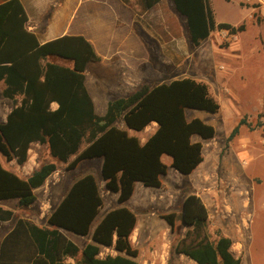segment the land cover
I'll return each instance as SVG.
<instances>
[{
  "label": "trees",
  "instance_id": "1",
  "mask_svg": "<svg viewBox=\"0 0 264 264\" xmlns=\"http://www.w3.org/2000/svg\"><path fill=\"white\" fill-rule=\"evenodd\" d=\"M126 1V0H125ZM145 10L162 0H142ZM176 11L187 20L191 41L200 46L216 29L238 35L246 25L217 24L210 0H173ZM28 15L20 0L0 4V83L3 96L12 100L13 110L0 123V154L6 162L24 165L34 144H39L55 162H44L27 177L7 168L0 158V201L17 200L19 208L37 201L35 191L59 168L58 163L75 170L79 164L102 160L101 178L104 190L118 194L120 207L108 212L93 231L92 241L83 249L76 264H138L139 251L131 243L137 216L122 206L141 183L160 189L169 166L180 174L191 175L204 161V141L215 138V128L199 118L188 119V110L216 114L220 104L212 97L209 86L192 78L176 79L154 87L142 85L125 96L109 101L106 113L96 112L87 88L86 71L102 58L84 36H63L41 43L27 28ZM59 60L70 61L72 66ZM58 104L54 109L52 105ZM259 115L255 127L246 118L233 129L232 141L242 126L256 129L264 126ZM124 124V128L120 124ZM156 123L157 128L143 143L129 133L142 132ZM200 138V140H195ZM86 145L84 149L82 146ZM42 157V154H39ZM74 159L71 161V158ZM104 200L102 189L93 174L79 176L64 198L47 218L51 227L39 226L19 218L5 237L9 242L29 244L26 261L12 259L2 250L0 264H66L64 257L75 256L80 249L63 233L87 236L100 215ZM12 211L0 208V220L12 219ZM163 218L173 228L175 213ZM179 219L187 231L172 252L184 255L197 264H241L232 252L233 240L210 232L209 210L201 197L190 193L184 200ZM102 247L114 248L118 255L101 259ZM24 252V251H23ZM25 254V253H24Z\"/></svg>",
  "mask_w": 264,
  "mask_h": 264
},
{
  "label": "rangeland",
  "instance_id": "2",
  "mask_svg": "<svg viewBox=\"0 0 264 264\" xmlns=\"http://www.w3.org/2000/svg\"><path fill=\"white\" fill-rule=\"evenodd\" d=\"M210 2L216 23L234 26L244 23L246 31L232 36L216 29L208 40L198 47L194 46L186 18L176 11L170 0L169 4L165 3L161 8L162 23L155 25L161 33L163 46L151 49L146 55V61L136 69L127 68L123 64L117 67L111 62L92 66L88 70V83L95 85L100 76L106 85V92L115 93L111 99L125 96L142 85L154 87L183 78H192L209 86L212 97L220 104L219 112H187L188 119L199 118L216 130L214 139L203 142V163L189 176L180 175L169 168L167 176L162 177V189L168 191L172 210L177 215L173 245L187 231L179 219L183 201L188 194L195 193L213 215L209 225L213 239L217 238L218 233L230 237L233 240L232 251L241 259V264H264V126L256 129L242 126L239 134L232 141L228 140L242 119L246 118L255 127L259 115L264 114V0ZM59 61L72 66L70 61ZM2 90L3 85L0 86V123L4 121L12 104L4 98ZM93 90L98 91V87ZM97 112L103 114L100 109ZM260 119L264 121V117ZM120 126L124 127V124ZM153 127L139 133V136L148 138L154 132ZM84 148L85 143L82 146ZM30 153L31 158L35 153L42 154L38 167L44 162L57 163L39 146H33ZM0 158L6 167L20 174L31 171V168H22L16 163L11 166L1 154ZM168 161L169 158L164 157V162ZM101 162L100 159L85 161L75 170H68L67 165L58 163L59 169L54 173L52 181L61 178L62 186L68 178L87 174H93L100 180ZM101 189L105 191L104 187ZM144 191L150 193V197L155 192L159 193L155 188H146ZM53 196L52 191L49 195L43 189L38 190L36 204L28 210H18V216L26 215L40 225L45 224L50 211L48 205L53 201ZM113 197H106L105 209L117 205ZM148 199L137 200L135 197V201L126 202L124 206L134 211L138 218L146 216L147 212L145 215L141 213L146 209V203L151 204L147 205L149 210L152 208L154 212H160L161 209L149 203ZM13 202L0 201L5 205H12ZM223 202L228 206L226 216L218 212ZM155 217L159 219V214ZM147 247V252H153L161 246L152 244ZM188 263L185 259L180 264Z\"/></svg>",
  "mask_w": 264,
  "mask_h": 264
},
{
  "label": "crops",
  "instance_id": "3",
  "mask_svg": "<svg viewBox=\"0 0 264 264\" xmlns=\"http://www.w3.org/2000/svg\"><path fill=\"white\" fill-rule=\"evenodd\" d=\"M5 1L7 0H0V4L4 3ZM20 1L28 15V22H27L28 30L36 34L41 43H46L63 36L81 35L84 36L88 41H90L93 44L96 52L102 58V61L99 63H92L88 66V69L86 71V75H87L86 85L88 90L90 89L89 92L94 100L96 112L98 111V109H100V111H102L101 113H103L99 115H104L106 113L108 103L110 100H112L110 97L115 93L106 92V85L103 79H100V76L97 79L98 83L91 86L88 83V70L92 66L105 64L108 62H111V64H116L117 67H121L120 65L123 64L127 68H131V69L139 68L140 64L141 63L143 64L146 61V55L151 51V49L156 47L161 48L163 46V42L161 40L162 37L161 33L159 32V28L157 31L155 25H160L162 23V19H163V16L161 15L162 6L165 3L168 4L170 3V0H162V2L155 8L151 10H145L143 7L142 0H126V1L125 0H20ZM171 1L174 4L173 0ZM59 62L62 63L61 61ZM101 84L104 85L105 87H102ZM1 85H3V89H4L5 88L4 82H1L0 86ZM96 87H98V91L93 90ZM10 101L12 104L8 108V112H7L8 114L14 108L13 101L12 100ZM52 107L56 109L58 108V104L54 103ZM7 115L3 122H6ZM151 126H154L152 128V132H153L157 128V124L154 123ZM149 127H147L142 132L129 131V133L133 136L138 137L144 143L147 140V138L140 137L139 133H143L147 131ZM33 146L41 147L39 144H34ZM29 154H30L29 160L22 166L18 165L16 161L7 162V163H9L11 166H13V163H16L19 167L22 168L29 167L31 168V171H23L24 173L21 172L20 174L19 172L13 170L12 168H9L8 166L7 168L11 169L12 171L18 173L23 177H27L35 169L38 168L39 165L38 163L40 158L38 153H35L34 157L32 158H31V153ZM33 158L34 161H32ZM166 164L169 166V168H171L170 158ZM53 175L47 179L43 187L35 191L36 195H37V191L40 189H43L44 192L46 193L48 192L49 195L51 194V191L52 193H54L53 201L52 202L50 201L48 205L50 207L48 216L51 214L54 208L60 203V201L64 198L66 192L73 184V182L77 178H79V177L74 179L68 178L66 179V182L61 186L63 179L60 178L59 180L52 181ZM98 182L101 188L105 186L102 178L98 180ZM163 186H164V182L162 181V187ZM162 187L160 189H157L159 190V193L155 192L150 197L149 195L150 193L144 191V189L146 190V188L148 187H145L141 183H138L135 187L133 196L128 201V202H131L133 200L135 201V197L137 198V200L144 199V201H146L147 198H149L148 199L150 200L149 203L156 204L155 207L161 209L160 212L156 213L152 208L149 210L147 205H151V204L146 203L145 206L146 209L141 211L143 215H145L147 212L146 216L142 218L137 217V225L131 236V243L133 247L139 251V255L137 258H135V261L138 262V264H180L182 262H185L186 259L190 262L188 264H197L195 261L189 259L184 255H178L172 253V247H173L172 245L174 242L173 229H175L176 225L174 228L170 226L163 218V216L169 213H174V211L172 210V204H171V200H169L168 191L163 190ZM138 189H140V191ZM110 195L114 196L112 200L113 199L117 200V205L113 207L109 206L107 209H105L106 197ZM102 196L104 200V205L89 235L79 236L70 232H66V231L63 232L67 237L68 241H70L80 249L77 255L75 256L68 255L64 257V262L66 264H76L77 262H80L82 260L83 249L88 244L93 243L92 241L93 231L97 227L100 220L108 212L114 210V207L118 208L121 206L118 202V194L111 193L108 191H103ZM13 201L14 202L12 203V205L11 204L5 205L0 203V208L2 210L12 211L14 213L12 219L7 221L0 220V254L2 250H4L5 255H7V257H9L10 259H12L13 256L15 257L17 256V251H19V249L16 248L17 247L16 244H20L18 246L21 247L25 246V248H21L22 252L17 256L16 261L20 259V261L23 262L26 261V258L29 255L28 254L29 244H31L30 245L31 251H33V242L29 243V241L26 242L13 241V242H9L8 245L5 248H3V242L5 240V237L14 229L17 220L19 218H23L39 226H46V227H51V226H49L47 222L43 225H40L35 221L31 220L30 218H28L26 215L18 216L19 214L18 210H28L32 206L26 209H21L18 207L17 200H13ZM156 214H159V219L158 217H155ZM212 217L213 215L210 214L209 211V220ZM184 228L187 229L186 227ZM13 244L16 246L15 248H12ZM152 244L161 247L159 250H155L153 252H147L148 249L147 246H150ZM108 255L116 256L118 255V252L114 250V248L102 247L101 252L99 254V258L103 259Z\"/></svg>",
  "mask_w": 264,
  "mask_h": 264
},
{
  "label": "built area",
  "instance_id": "4",
  "mask_svg": "<svg viewBox=\"0 0 264 264\" xmlns=\"http://www.w3.org/2000/svg\"><path fill=\"white\" fill-rule=\"evenodd\" d=\"M261 1H262V0H261ZM223 32H224L225 35L228 34L227 31H224V30H223ZM232 36H236V35H232ZM227 208H228L227 204L223 202L222 205H219V207H218V212L221 213L223 216H226V212H228V211H227Z\"/></svg>",
  "mask_w": 264,
  "mask_h": 264
}]
</instances>
